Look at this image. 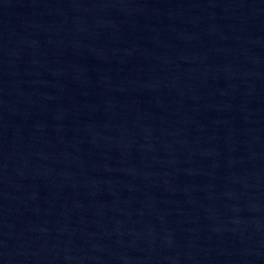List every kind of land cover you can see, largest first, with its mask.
<instances>
[{"label": "water", "instance_id": "water-1", "mask_svg": "<svg viewBox=\"0 0 264 264\" xmlns=\"http://www.w3.org/2000/svg\"><path fill=\"white\" fill-rule=\"evenodd\" d=\"M0 264H264V0H0Z\"/></svg>", "mask_w": 264, "mask_h": 264}]
</instances>
